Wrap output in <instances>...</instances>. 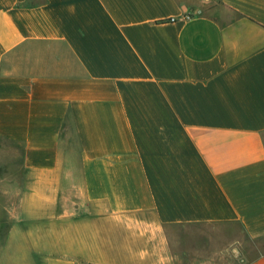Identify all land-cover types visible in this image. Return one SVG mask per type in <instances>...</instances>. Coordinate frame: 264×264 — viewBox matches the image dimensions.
I'll return each mask as SVG.
<instances>
[{"label":"crops","instance_id":"0c3cea01","mask_svg":"<svg viewBox=\"0 0 264 264\" xmlns=\"http://www.w3.org/2000/svg\"><path fill=\"white\" fill-rule=\"evenodd\" d=\"M0 137L84 198L0 205V264H114L39 228L83 212L153 216L134 264H264V0H0Z\"/></svg>","mask_w":264,"mask_h":264},{"label":"rangeland","instance_id":"374dc122","mask_svg":"<svg viewBox=\"0 0 264 264\" xmlns=\"http://www.w3.org/2000/svg\"><path fill=\"white\" fill-rule=\"evenodd\" d=\"M66 164L68 167L71 166V163ZM63 171L66 173L61 172L64 175H61L56 182L58 192L48 194L43 198L34 192L37 176L24 168L21 149L0 137V205H82L84 198L75 186L69 170ZM53 189L57 188L53 187ZM60 212L64 211L58 209V214ZM128 216L153 219L150 213L104 216L83 212L75 217L58 218V226L54 221H47L45 226L39 228L41 232L44 230L50 239H53V236L49 235H54L58 231V245L79 254L81 261L98 262L107 259L114 264H134L135 258L130 252L141 248L155 250L159 258L164 244L156 228L142 225L140 222L138 224ZM122 218L128 219L127 223ZM3 220L0 225V244L4 243L7 234L14 227L5 218ZM31 228L36 229V227ZM167 229L172 237V246L178 248L179 236L183 235L184 229L174 227ZM46 244L54 245V242L48 240ZM178 250L176 249V252Z\"/></svg>","mask_w":264,"mask_h":264}]
</instances>
